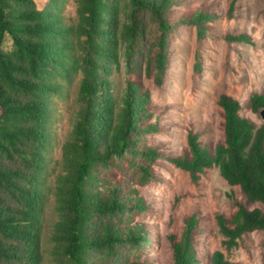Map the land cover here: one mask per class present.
<instances>
[{
	"label": "trees",
	"instance_id": "16d2710c",
	"mask_svg": "<svg viewBox=\"0 0 264 264\" xmlns=\"http://www.w3.org/2000/svg\"><path fill=\"white\" fill-rule=\"evenodd\" d=\"M64 0H0V264H43V180L51 145V104L77 80V109L63 146L57 177V219L50 235L54 261L66 264H148L150 243L142 224H126L147 212L137 186L156 178L153 165L162 153L149 136V94L128 81L115 92L114 70L143 68L160 85L168 66V38L181 0H77V21L67 23ZM214 13L205 6L182 19L199 39ZM6 38L11 48L4 49ZM199 64H196V68ZM224 141L202 145L190 131L178 167L196 172L217 166L229 185L238 186L247 204L264 203V124L240 114V103L223 95ZM255 112L264 95L254 94ZM222 223L223 219L218 217ZM188 219L173 264H198L192 237L199 226ZM235 232L264 230V211L239 205ZM210 264H236L216 252Z\"/></svg>",
	"mask_w": 264,
	"mask_h": 264
},
{
	"label": "rangeland",
	"instance_id": "374dc122",
	"mask_svg": "<svg viewBox=\"0 0 264 264\" xmlns=\"http://www.w3.org/2000/svg\"><path fill=\"white\" fill-rule=\"evenodd\" d=\"M181 1L172 17L174 28L168 38L169 61L163 82L156 84L139 66L135 72H128L124 62L111 77L116 93L128 81L140 85L149 94L152 122L162 126L159 133L148 137L162 153L152 167L156 178L137 186L148 210L129 217L126 224H142L147 229L150 243L142 259L148 264L174 263L173 246L181 241L186 221L191 218L199 226L192 237L198 264H210L216 252L232 263L264 264V230L238 235L231 222L240 204L264 211V203L247 204L241 189L229 185L217 166L196 172L194 177L169 161L189 150L190 131L199 134L202 145L214 148L223 143L224 118L219 105L223 95L239 101L243 117L264 124V108L255 112L252 107L253 95H264V0ZM35 3L40 10L47 7V0ZM201 6L215 16L199 39L197 28L182 18ZM62 9L67 23L77 21V0H64ZM10 48L11 41L6 38L4 49ZM64 92V96L53 97L51 104V145L42 186L43 264H66L62 258L52 259L49 237L57 219L55 190L63 171V146L77 109V80Z\"/></svg>",
	"mask_w": 264,
	"mask_h": 264
},
{
	"label": "water",
	"instance_id": "95a60500",
	"mask_svg": "<svg viewBox=\"0 0 264 264\" xmlns=\"http://www.w3.org/2000/svg\"><path fill=\"white\" fill-rule=\"evenodd\" d=\"M261 116L264 119V110L262 111Z\"/></svg>",
	"mask_w": 264,
	"mask_h": 264
}]
</instances>
